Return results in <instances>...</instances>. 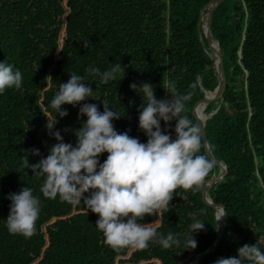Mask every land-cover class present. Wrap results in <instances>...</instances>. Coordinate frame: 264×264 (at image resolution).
Wrapping results in <instances>:
<instances>
[{
  "label": "trees",
  "instance_id": "1",
  "mask_svg": "<svg viewBox=\"0 0 264 264\" xmlns=\"http://www.w3.org/2000/svg\"><path fill=\"white\" fill-rule=\"evenodd\" d=\"M209 1L0 0V62L23 76L20 89L0 94V264H183L213 243L215 209L202 201L199 188L177 189L162 225L157 216L140 222L154 225L158 220V233H181L183 240L195 213L206 224L192 234L194 250L182 245L163 249L155 242L142 250L114 249L95 226L98 215L87 211L83 200L79 206L43 197L44 178L32 176L22 159L27 155L29 165L38 163L57 142L45 125L56 116L50 105L58 85L72 73L84 75L94 93L75 106H61L68 114L57 115L53 131H60L65 143L75 146L72 131L86 122L78 115L85 103H95L101 112L107 103L122 116L112 121L115 130L146 143L138 127L144 101L130 89L132 83H150L159 100L170 99L161 86L175 81L180 94L192 92L182 114L197 125L193 107L217 84L200 20ZM210 33L218 42L224 89L205 106L204 113L216 110L204 121L203 131L213 158L225 165L226 173L206 194L224 208L226 219L217 247L191 264L234 257L245 244L256 243L264 250V0H222L212 11ZM116 63L125 68L124 79L117 82L102 84L86 72L89 67L105 71ZM194 82L198 87L191 89ZM174 127L175 121H161V129L173 138ZM31 149L40 155H32ZM198 154L206 156L204 148ZM106 158L107 153L101 154L100 163ZM218 174L213 163L204 181ZM26 186L41 199L36 231L29 238L10 234L6 227L11 204L7 197Z\"/></svg>",
  "mask_w": 264,
  "mask_h": 264
},
{
  "label": "clouds",
  "instance_id": "2",
  "mask_svg": "<svg viewBox=\"0 0 264 264\" xmlns=\"http://www.w3.org/2000/svg\"><path fill=\"white\" fill-rule=\"evenodd\" d=\"M84 46L88 47L87 40ZM86 72L98 76L102 84L125 77V68L119 63L105 71L89 67ZM69 76L66 83L58 85L50 105L56 116L45 125L57 142L38 163L29 165L27 155L22 157L32 176L44 178L40 188L42 196L59 197L62 202L79 206L83 200L84 208L98 215L95 226L103 234L105 243L114 249L133 247L142 250L149 242H155L163 249L182 245L184 250H194L197 241L192 234L203 230L206 224L196 219L195 213L194 222L189 232L183 234V240L181 233L164 235L158 233L152 223L140 222L145 216H157L162 225L165 213L171 210L170 201L176 190L198 189L213 168L212 161L204 154H198L206 147L200 128L182 114L192 92L180 94L175 81L166 80L161 87L170 99L158 100L150 83L130 84V89L144 101L138 109V127L147 137L146 143L129 136L127 131L115 130L112 121L122 116L107 103L102 105V112L95 103H85L78 115L87 119L78 130L72 131L76 137L73 146L63 142L60 131H53L58 123L56 117L67 116L62 105L80 104L94 91L87 86L84 75L72 73ZM22 79L19 70L0 62V94L8 88L20 89ZM47 79L52 80L50 76ZM197 87L196 82L190 85L191 89ZM161 121L165 125L175 121L174 138L167 129H161ZM28 151L34 156L40 155L38 149ZM103 153H107V158L100 163L99 157ZM85 193L90 194L85 196ZM7 198L11 201L6 219L9 233L26 238L33 236L41 199L27 186L18 193H10ZM215 264H264V250L256 243L245 244L237 249L236 256L219 258Z\"/></svg>",
  "mask_w": 264,
  "mask_h": 264
},
{
  "label": "water",
  "instance_id": "3",
  "mask_svg": "<svg viewBox=\"0 0 264 264\" xmlns=\"http://www.w3.org/2000/svg\"><path fill=\"white\" fill-rule=\"evenodd\" d=\"M221 1L222 0H210L201 10V18H200L202 34L208 43V49L210 51L209 55L212 61V68L214 69L216 76H217V84L215 88L213 89V91L210 92L212 93L211 96L207 97L205 95V92H208V91H204L203 98L195 103L193 110H192V115L194 116L196 120L197 126L200 128V132L202 136V143L206 144V147H204V152L206 156L210 159V161H212L215 165L218 166L219 173H220L218 177L210 178L209 180L202 182V184L199 186V191H200L202 201L212 206L215 209V212H214L215 221H216L215 238H214L213 243L208 248L194 255L191 260L186 261L183 264H191L193 262H196L200 260L201 258H203L204 256H206L207 254L211 253L217 247L218 242L220 241V238L224 230L225 219H226L224 208L221 205L213 204L210 198L206 195V189L211 184L219 182L223 179L224 174L226 173V167L221 161L215 160L213 158L210 148L206 142V137L204 135L203 127H204V121L208 117L205 115L203 119H199L195 113V108L197 107V105L203 103L204 106H206L212 100L219 98L224 89V74H223V69H222V60L219 54L218 42L212 38L211 33H210V21L212 17V11L215 8V6ZM217 214L219 216L223 214L224 216H222L221 219L217 221V218L219 217Z\"/></svg>",
  "mask_w": 264,
  "mask_h": 264
},
{
  "label": "rangeland",
  "instance_id": "4",
  "mask_svg": "<svg viewBox=\"0 0 264 264\" xmlns=\"http://www.w3.org/2000/svg\"><path fill=\"white\" fill-rule=\"evenodd\" d=\"M60 43V42H59ZM217 99H219V98H216V100ZM200 106V105H199ZM198 106V107H199ZM203 109V106H201V109L200 110H202ZM215 110L216 109H213V110H211L210 112H208V113H203V114H205L207 117H209L211 114H213L214 112H215ZM195 113L198 115L199 113H198V110H196L195 111ZM204 115V116H205ZM199 116V115H198ZM220 174H218L216 177H218ZM207 195V194H206ZM158 225V220L154 223V225H153V227H156ZM128 258V255H126L125 257H123L122 259H124V260H126ZM120 260V261H124V260ZM187 259H189V257L187 258ZM152 264H157V262H155V261H152Z\"/></svg>",
  "mask_w": 264,
  "mask_h": 264
},
{
  "label": "bare ground",
  "instance_id": "5",
  "mask_svg": "<svg viewBox=\"0 0 264 264\" xmlns=\"http://www.w3.org/2000/svg\"><path fill=\"white\" fill-rule=\"evenodd\" d=\"M205 95H206L207 97H209V96L212 95V93H210V92H205ZM201 106H203V108L205 107L204 104L202 103V104L196 109V110H198V113H199V114H200L201 112L203 113V109L200 110V109H201ZM196 110H195V111H196ZM199 114H198V115H199ZM196 115H197V114H196ZM198 115H197V116H198ZM204 115H205V114H202V115H200V117L198 116V118H199V119H203V118H204ZM218 214H219V213H218ZM218 214H217V215H218ZM218 216H219V215H218Z\"/></svg>",
  "mask_w": 264,
  "mask_h": 264
}]
</instances>
